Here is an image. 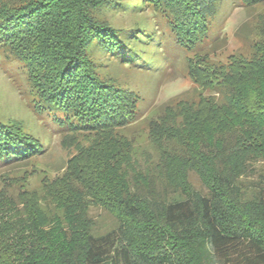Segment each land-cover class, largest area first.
<instances>
[{"label": "trees", "instance_id": "16d2710c", "mask_svg": "<svg viewBox=\"0 0 264 264\" xmlns=\"http://www.w3.org/2000/svg\"><path fill=\"white\" fill-rule=\"evenodd\" d=\"M228 2L0 0V50L24 68L28 88L16 87L31 112L63 145L77 130L96 136L44 196L3 192L12 209L0 213V264H264V12L236 32L245 49L216 61ZM120 13L135 20L116 25ZM173 46L193 86L161 106L150 122L156 154L137 161L118 129L143 116L142 97L118 68L163 74ZM110 144L115 165L98 152ZM45 148L0 120V167ZM93 206L115 225L99 231Z\"/></svg>", "mask_w": 264, "mask_h": 264}, {"label": "rangeland", "instance_id": "374dc122", "mask_svg": "<svg viewBox=\"0 0 264 264\" xmlns=\"http://www.w3.org/2000/svg\"><path fill=\"white\" fill-rule=\"evenodd\" d=\"M235 1L232 3L229 0L226 4L224 13L215 28V34L225 36V45L222 50L212 55L213 60L226 62L228 56L244 50L243 43L236 32L243 23L251 22L253 16L264 12V5L246 8L240 5L237 0ZM134 20L135 17L132 13H120L118 16L112 17V21L116 25L130 24ZM247 28L250 30L249 26ZM172 49L177 56L174 57L175 59H171L173 63L165 66L163 74L160 71L149 74L131 72L128 68H118L122 79L129 81L132 86H136L142 97L140 107L143 116L138 121L118 129L127 139L132 141L134 138L135 142L133 140L132 143H135L137 161H144V155L141 153L144 149L149 152L151 157L156 154L157 150L150 139V122L159 114L161 106L172 98L180 97L193 86V82L185 74L182 55L177 52L178 49L174 46ZM24 71L18 61L12 59L11 56L8 57L5 51L0 50V120H16L21 123L26 130L38 135L46 148L41 155L33 157L29 161L9 167H0V210H3L0 213L2 214L6 212L7 208L12 209V206L5 202L6 198L3 192L17 193L21 190L37 192L44 196L47 193L46 187H49L58 176L63 175L67 161L77 156V146H92L96 139L94 132L77 130L69 134L66 144L63 145L62 136L50 126L42 123L40 118L31 112L27 101V90L21 92L17 89L16 85H21V89L26 87L27 79ZM98 152L112 165L116 164L117 152L111 144ZM94 160L96 159L94 158ZM87 164L89 167L94 165L89 161ZM260 164V162H256V165ZM250 179H257V174L250 176ZM192 180L197 187L201 186L196 175H192ZM49 203L52 205V202ZM91 213L96 218L99 231L104 232L116 223L114 215L104 208L93 206Z\"/></svg>", "mask_w": 264, "mask_h": 264}]
</instances>
